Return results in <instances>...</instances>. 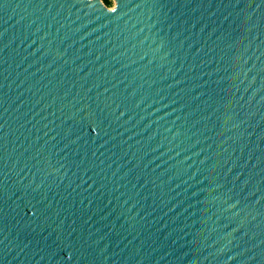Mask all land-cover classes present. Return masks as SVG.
Returning a JSON list of instances; mask_svg holds the SVG:
<instances>
[{"label":"water","instance_id":"95a60500","mask_svg":"<svg viewBox=\"0 0 264 264\" xmlns=\"http://www.w3.org/2000/svg\"><path fill=\"white\" fill-rule=\"evenodd\" d=\"M0 0V264H264V0Z\"/></svg>","mask_w":264,"mask_h":264},{"label":"trees","instance_id":"16d2710c","mask_svg":"<svg viewBox=\"0 0 264 264\" xmlns=\"http://www.w3.org/2000/svg\"><path fill=\"white\" fill-rule=\"evenodd\" d=\"M103 4L107 7L111 4L110 0H101Z\"/></svg>","mask_w":264,"mask_h":264},{"label":"rangeland","instance_id":"374dc122","mask_svg":"<svg viewBox=\"0 0 264 264\" xmlns=\"http://www.w3.org/2000/svg\"><path fill=\"white\" fill-rule=\"evenodd\" d=\"M110 2H111V4H110L109 6H107L108 8H112V7H113V5H114V3H113V1H112V0H110Z\"/></svg>","mask_w":264,"mask_h":264}]
</instances>
